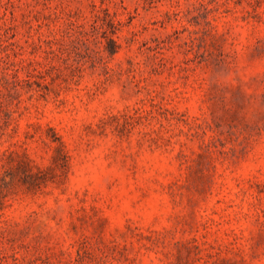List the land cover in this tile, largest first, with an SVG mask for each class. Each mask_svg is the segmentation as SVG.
Masks as SVG:
<instances>
[{
    "label": "rangeland",
    "instance_id": "rangeland-1",
    "mask_svg": "<svg viewBox=\"0 0 264 264\" xmlns=\"http://www.w3.org/2000/svg\"><path fill=\"white\" fill-rule=\"evenodd\" d=\"M0 264H264V0H0Z\"/></svg>",
    "mask_w": 264,
    "mask_h": 264
}]
</instances>
